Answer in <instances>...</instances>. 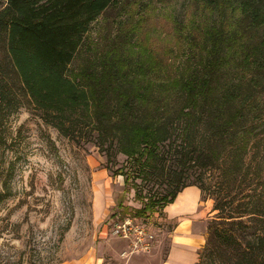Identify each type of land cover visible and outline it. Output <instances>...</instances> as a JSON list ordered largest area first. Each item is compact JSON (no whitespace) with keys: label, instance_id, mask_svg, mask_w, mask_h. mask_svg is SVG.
Here are the masks:
<instances>
[{"label":"trees","instance_id":"1","mask_svg":"<svg viewBox=\"0 0 264 264\" xmlns=\"http://www.w3.org/2000/svg\"><path fill=\"white\" fill-rule=\"evenodd\" d=\"M125 1L0 0V115L27 104L77 144L126 155L141 181L163 178L137 219L196 185L214 213L195 264H264V0H188L175 74L134 25L91 38Z\"/></svg>","mask_w":264,"mask_h":264},{"label":"rangeland","instance_id":"2","mask_svg":"<svg viewBox=\"0 0 264 264\" xmlns=\"http://www.w3.org/2000/svg\"><path fill=\"white\" fill-rule=\"evenodd\" d=\"M193 13L188 0H126L97 18L91 38L102 43L109 33L134 25L175 74L186 54L175 44L176 24ZM110 153L108 159L93 143L63 136L27 104L0 115V184L6 169L9 177V195L0 202V264L151 263L147 252H131L127 241L99 233L103 224L125 215L122 207L133 216L166 184L163 178L141 181L126 155L113 147ZM138 219L158 241L150 253L160 249L164 257L177 220L164 216L160 202Z\"/></svg>","mask_w":264,"mask_h":264},{"label":"crops","instance_id":"3","mask_svg":"<svg viewBox=\"0 0 264 264\" xmlns=\"http://www.w3.org/2000/svg\"><path fill=\"white\" fill-rule=\"evenodd\" d=\"M212 207L213 200L203 199L201 190L196 185H188L180 190L173 201L163 208L166 218L177 220L169 234L167 251L164 257H161L160 249L148 252L151 263L146 264H195L199 251L205 244L207 222L214 213ZM105 231L106 224H103L99 235ZM158 245L157 241L153 248Z\"/></svg>","mask_w":264,"mask_h":264},{"label":"built area","instance_id":"4","mask_svg":"<svg viewBox=\"0 0 264 264\" xmlns=\"http://www.w3.org/2000/svg\"><path fill=\"white\" fill-rule=\"evenodd\" d=\"M107 233L127 241L131 252L148 253L154 247L153 234L147 230L144 222L133 216L126 215L106 224L105 235Z\"/></svg>","mask_w":264,"mask_h":264}]
</instances>
